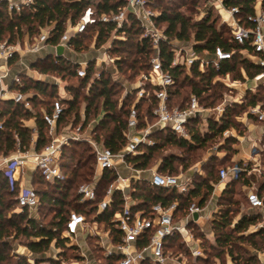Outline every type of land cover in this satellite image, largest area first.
I'll return each instance as SVG.
<instances>
[{
    "label": "trees",
    "instance_id": "16d2710c",
    "mask_svg": "<svg viewBox=\"0 0 264 264\" xmlns=\"http://www.w3.org/2000/svg\"><path fill=\"white\" fill-rule=\"evenodd\" d=\"M148 1L150 7L158 11V16L155 18L156 24L162 26L164 30L165 38L160 42V58L164 71H168L174 80V84L168 89L171 107L186 108L192 95L198 99L200 105L202 103L204 107H214L217 101L223 98L224 85L217 79L218 77L228 75L232 80L244 81L243 70L247 77L252 79L264 69L263 66L242 57L239 50L243 46L234 41L229 25L226 26L225 22L218 25L219 16L214 12L213 7H206L201 17H194L176 8L179 0H173V3H167L158 8L150 0ZM180 1H182L180 5L191 4L194 8L199 4V0ZM258 1L226 0L225 5L239 7L238 16L242 18V23L251 26L247 16L254 14ZM261 1L264 4V0ZM88 6L93 7L99 17L101 14L118 12L125 6V1L34 0L17 13L9 11L6 0H0V38L16 41L26 36L34 40L41 30L48 26L50 36L46 43L58 46L68 24H75ZM89 30L96 31L93 40L95 48H101L112 38L107 53L114 59L113 64L117 70H123L124 66L135 70V74L151 70L150 60L154 51L152 43L143 35L144 29L134 16L130 15L120 28L113 21L98 20L86 31L72 36L69 46L74 51L81 52L88 47L85 39L89 37L87 35ZM113 32L115 37L112 36ZM176 40L191 45L199 54L205 52L212 54L218 46L226 51L235 50V53L231 59L222 61L218 69L209 62L201 70L200 62L196 61L188 70L184 65H171L177 48L174 46ZM16 57L10 61L11 64ZM91 65L90 61L84 77L77 74L80 64L63 55L39 58L32 63L31 67L43 74L54 72L61 79L67 76L77 79L76 85L65 86L70 92V98L65 101L66 106L63 105V112L57 122L58 133H61V130L68 125L76 126L80 121L83 123V129L91 121H96L92 130L93 137L102 142L105 147L117 152L126 143L127 122L132 106L138 110L139 128L145 127L147 121H155L153 108L157 100L154 91L158 87L148 84L147 87L151 88L150 94L135 103L132 102L133 91L129 90L119 102L117 87L120 84L112 80L110 76H105L104 72L99 76L92 75L94 68ZM21 79L22 85L16 88L31 94L32 109L24 108L13 100H0L2 105L0 121L3 123V128H0V154L8 155L15 151L17 138L21 150L33 147L37 151L52 138L43 114L52 111L53 101L58 97V85L48 81L34 80L25 74H21ZM186 81H188V91L182 92L181 88ZM82 90L85 92L83 93ZM247 93L241 103L228 104L219 120L208 119L204 130L199 127L201 119L192 118L187 124L190 139L180 137L167 128L156 129L152 132L154 144L142 146L140 154L129 155L126 161L136 169L146 170L152 167L155 158H159L158 172L184 173L196 160L194 151L210 146L211 142L217 141L218 138H223L221 148L229 156L230 152L234 151L233 144L237 142V139L234 136H224L223 132L227 129H236L241 132L238 130V114L243 113L249 105L264 102V94L261 95L260 91ZM43 96L52 97V100L47 102L42 98ZM80 97L85 102L84 118L79 111ZM37 105L40 108H36ZM30 119L36 122V140L33 139L34 130L25 123ZM169 147L182 149L188 155H176L170 151ZM94 160L92 148L86 141L70 140L64 146L60 159V166L65 175L64 180L48 182L36 171L33 187L40 200L37 216L30 215L26 209L20 212L14 211L18 183L11 185L8 178L0 173V264H40L44 261H50V264H62L65 260L79 257L77 249L67 246L65 243L67 238L62 237L68 214L71 210L83 212L88 217L95 213L96 203L103 199L106 189L117 178L115 170H105L97 179L96 200L85 204L79 203L77 193L79 185L96 179ZM221 166L223 165L215 167L211 164L205 176L200 178L191 176L192 186L187 194L179 193L174 188H156L145 180H132L133 197L137 202L135 208L148 211L154 203L161 202L168 205L176 201L175 220H180L186 215L188 206L195 199H198L200 206L203 207L211 198L214 185L219 180L218 171ZM238 182L243 186H252L256 178L254 174L242 172L238 178L228 181L218 199L219 208H222L218 210L217 217L211 222L215 242L230 255L234 264H260L256 254L241 246L246 243L255 249H264V245L257 240L264 242V227L257 232L246 233L251 225L258 223L260 218L258 212L244 213L235 220L238 208L233 205L239 203V200H234L232 194L235 191L234 185ZM256 184L259 194L264 196V179L258 180ZM113 196V203L96 218L99 223H105L107 228H111L113 239L117 242L120 240V231L112 219L122 210L124 198L120 191H115ZM191 226H194V223L191 222ZM195 236L205 238L201 230H197ZM178 238V235L167 238L165 251L188 252ZM10 239L19 240L29 252L36 255L34 263H31L25 254L12 253ZM53 243L61 248L58 257L44 258L43 255L49 251ZM91 243L93 252L100 253L99 258L102 259V264H119V255L107 256L99 244Z\"/></svg>",
    "mask_w": 264,
    "mask_h": 264
},
{
    "label": "built area",
    "instance_id": "2783aa9c",
    "mask_svg": "<svg viewBox=\"0 0 264 264\" xmlns=\"http://www.w3.org/2000/svg\"><path fill=\"white\" fill-rule=\"evenodd\" d=\"M8 9L10 11L21 12L24 6L31 4L34 0L14 1L8 0ZM125 6L118 12L110 14H101L99 17L93 7L88 6L75 24L69 23L66 30L60 38L59 45L64 48H70L69 41L72 36L82 33L87 30L90 25L95 24L98 20L113 21L120 28L128 20L129 16H134L144 29L143 35L150 39L153 48L151 57V72L149 82L150 85L158 87L155 90L156 105L153 108L154 122H148L145 127L139 128V114L135 106H132L129 111L127 122L126 143L117 152L105 147L102 142L97 141L93 137L92 123L83 129V123L80 121L76 126H71L72 132L68 135H60L57 132V122L63 112L62 96H58L52 104L50 113L44 112L43 118L46 125L49 127L51 140L39 151L30 147L26 150L20 149V142L16 140V150L8 155L0 154V173L8 178L11 185L18 183L16 195V207L14 211L20 212L28 210L30 215L36 214L40 200L39 195L33 186H25L20 183L21 169L28 162H33L36 170L42 178L48 182L56 180H64L65 175L60 166V159L63 154L64 146L70 140L86 141L92 148L94 154V169L95 177L93 181L84 182L79 185L77 193L79 203H89L97 198L96 187L97 179L105 170H115L117 178L113 181L105 191L104 197L96 203V211L88 217L83 212L71 210L68 214L66 229L62 232V237L67 238L65 243L67 246L81 248L82 232L88 235L89 232L99 236L98 244L104 250L105 255L117 254L120 256L119 264H167L170 255L165 251L167 238L173 235H178L183 241L186 240L187 226L194 222V214H199L201 206L199 201L195 199L187 208L184 217L185 222L180 223L175 220V210L177 202L174 201L168 205L161 202L154 203L149 210L135 208L137 205L133 197L132 180H143L141 175L142 170L134 168L126 161L129 155H138L142 152L141 147L144 145H152L155 140L152 137V132L155 129H170L180 137L190 139V134L187 129V124L192 118L199 117L200 119H220L224 110L225 102L214 110H207L201 106L198 99L192 95L189 105L186 108L171 107L169 103V87L174 84L172 75L168 71H164L160 58V42L165 38L164 30L158 28L155 18L158 16V11L153 10L148 0H124ZM226 0H209L210 5L216 7L219 11L224 10L228 13L227 23L232 29V36L235 42L242 45L239 50L242 57L250 58L251 61L264 67V4L261 0L255 5L254 14L247 16V21H250L251 26H246L242 23V18L238 16L239 7L225 5ZM204 12L199 16L201 17ZM50 36V27H45L41 33L34 38L33 43L26 47V51L39 52L46 40ZM115 37V36H113ZM58 45V46H59ZM58 46H55L56 48ZM24 48L21 47L19 39L9 41V38H0V100H13L19 103L24 108L32 109L31 94L25 93L17 86L22 85V79L19 74L10 76V61L21 53ZM235 50L226 51L222 47L215 48L211 57H205L204 54L196 52L191 45L182 43L181 47H177L172 60V66L184 65L189 70L196 62H200V69L203 70L209 62L218 69L221 62L231 59ZM105 56L101 62H114V59L104 50ZM89 61L80 62V67L77 74L84 77L87 72ZM226 77H229L228 75ZM217 79L223 80L224 77ZM256 79L264 81V69L256 75ZM239 84V83H238ZM149 93H145L144 87L137 92V101ZM248 113L254 116L259 122L264 123V109L260 104L250 106ZM0 128H3V123L0 121ZM224 136H234L230 129L223 132ZM241 156L234 159L231 163L223 165L218 171V184H225L232 179L238 178L242 172L251 174L255 171V164L258 163L257 156L260 155V142L251 140L246 146H238ZM217 155H220L219 151ZM221 156V155H220ZM135 172L132 177L125 176L120 173V167ZM199 171V169H198ZM201 172V170H200ZM203 172V171H202ZM149 185L156 188H174L179 193L187 194L192 186V180L180 174H162L157 170L152 169L149 176L144 179ZM245 193L249 206L254 210L264 209V196L260 195L257 188L254 186H245ZM115 191H120L123 194L124 204L122 210L117 212L112 219L116 228L120 231V240L114 241L111 234V228L105 227V234L99 232L97 216L103 213L107 207L113 203V195ZM218 212V209H217ZM94 226V227H93ZM192 234V233H191ZM96 236V237H98ZM86 237V236H84ZM105 237L110 238L107 245ZM55 246V244H52ZM59 249V247H57ZM192 254L198 256L202 254L201 248L192 249ZM57 254L49 258H57ZM81 257L86 258V254L80 252L78 258L65 260L62 264H84L81 262ZM31 262L32 260L29 259ZM40 264H50V261H44Z\"/></svg>",
    "mask_w": 264,
    "mask_h": 264
},
{
    "label": "rangeland",
    "instance_id": "374dc122",
    "mask_svg": "<svg viewBox=\"0 0 264 264\" xmlns=\"http://www.w3.org/2000/svg\"><path fill=\"white\" fill-rule=\"evenodd\" d=\"M6 1L9 4V1L8 0H6ZM14 1H21V0H14ZM150 1L157 8L160 6H164L167 3H173V0H150ZM181 2L182 1L179 0V2L176 5V8L179 10H182L183 12L191 14L194 17H199L205 11L206 7L211 6L209 0H199V4L195 8L193 6H191V4L180 5ZM211 7H213L214 12L216 14H218V16H219L218 25L222 22H225L222 15L219 12V10L214 6H211ZM225 24H227V23L225 22ZM226 26H228V24ZM158 28H160L161 30L163 29V27L159 26V25H158ZM95 34H96L95 30H89L87 32V35L89 37H87L85 39L86 40L85 42H86V44H88V47L86 49L82 50L81 52L73 51V52L69 53V55H68L69 58H72L73 61H78V60L83 61V62H85V61L90 62L91 61L92 62L91 66L94 68L92 75L99 76L104 72L105 76H110L112 78V80H115L117 83H119L120 85H118V87H117L119 90V93L117 95V97L119 98V102L122 101V99L124 98V96L127 94V92L129 90L133 91V98H132L133 103L137 102V98H136L137 92L141 88L144 87L145 93L150 94L151 88L147 87V85L150 84L149 78H150L151 70H144V71H140L138 74H135V70L127 69L126 66H124L123 70H117L115 68L113 62H109L107 64H106V62H101V60L105 57L103 55L104 49H103V46L101 48H95L94 41H93ZM112 36H115L114 32H113ZM33 41H34L33 39H29L26 36L19 39V43H20L21 47L24 48L25 51H26V47L30 46L33 43ZM181 45H182V42H179L177 40L174 41V46L179 48V47H181ZM34 58L35 57H32V56H30L24 52V53H22V55H18L16 57L15 61L12 64V67L14 68V70H28L29 69L28 66H30L29 65L30 62L31 61L35 62L37 60V59L35 60ZM34 70H36V69H34ZM45 78L48 82H51L53 84L58 85L57 94H58V96H62V104L64 106H66L65 101L70 96V92L67 91L65 86L70 85V84L76 85L77 79L74 77H68V76L61 79L60 76H58L54 72H50V73L45 74ZM221 82L224 85L223 98L217 101L216 106L211 107V108L205 107L207 110H214V108L220 106L226 100L230 101V100H232V98H239L242 95H244L243 94L244 88L242 87L241 84H238L241 88L240 90H238V89H234V87L231 86L229 79H226L225 81H221ZM187 85H188V81H186L184 83V86L181 88L182 92L188 91ZM258 87H259V89H257L256 92L260 91V94L263 95L264 94V85H260ZM82 92L84 93L85 91L82 90ZM42 98L47 102H50L52 100V97H49V96H43ZM84 105H85V102L80 97V107H79L80 114H82ZM1 106L2 105L0 104V108H1ZM201 106H203L202 103H201ZM36 108H40L39 105H37ZM243 117H244V113L240 112L238 114V117H237V122H238V130H240L243 134H245L249 131V128L246 127L244 123H242V120L244 119ZM206 126H207L206 120L201 119V122L199 125L201 130H204L206 128ZM63 131H64V129L61 130V133ZM229 136H231V135H229ZM259 138L261 141L258 140L257 142H260V148H261L260 149V155H256L258 163L256 162V164L254 165L256 168L255 171L251 172V174H254L255 178H256V182H254V186H257L256 183L258 180L264 179V134H262ZM222 142H223V138H218L217 141L211 142L210 146H208L204 149H199L197 151H194V154L196 155V160H194V163L184 173L180 172L178 170L179 171L178 174H180V173L189 174L190 176H193L194 178H197V177L200 178L202 176H205L206 170L209 169V166L211 164H214L215 167L228 164V162H227L228 158L220 157V155H217L218 151L223 150L221 148ZM239 145H240V141L237 139V142L235 144H233L234 151L230 152L228 157L231 158L233 156V153L236 155L235 158H238L239 156H241V153L244 154L243 152L240 151V149L238 147ZM169 148H170V151H173L176 155H184V156L188 155L187 152H184L182 149H179L177 147H169ZM192 155H193V153H192ZM244 156H245V154H244ZM230 161H232V160H230ZM159 162H160V159L155 158L152 165H151L152 166L151 168L158 165ZM198 169H199V171H198ZM200 170H201V172H200ZM234 190L235 191L232 194L233 199L237 200V201L239 200V203H236L233 205V207L238 208V211H237L236 216H235V220H237L240 215H242L244 213H251L252 210L249 207V204H248V201L246 198V194L243 190V185L238 182L237 184L234 185ZM221 208H219V209H221ZM215 214H217V213H215ZM191 227H192L194 236H195V233L197 232V230H201V227L198 224H194V226H191ZM262 227H264V214L260 213V218L258 220V223L250 226V232L251 233L257 232ZM257 240H259L261 245H264V242L262 240H260V239H257ZM202 242L204 243V246L201 248L202 254H200L198 256H194L192 253H190V251L185 252V250H183V251H181L182 253H185L183 256H180V254L177 255V258H179V260H181L180 264H215V259L213 257L214 255H220L221 257H219V260H220L221 264H224V255L223 254L225 253V251L220 249V247L215 248L214 246H211L210 241L206 238L202 239ZM19 244H21V242L19 240L10 239V246H11V252L12 253L16 254V250H17V247ZM241 246H243L245 249H248L253 254L257 255V253H258L257 252L258 250L254 249L253 247H251L250 245H248L246 243H243ZM172 252H173V254L177 253L175 251H172ZM259 252H261V254H263V256H264V249H260ZM91 256H92V258H90V259L92 261H94V260L96 261V259L97 260L99 259V260H101V263H103L102 259L99 258L100 253L98 254V252L95 251V252L91 253ZM257 257H258L260 264H264V257H263V259L259 258L258 255H257ZM176 261H178V260H174V261L170 260V262H173L172 264H178V263H175Z\"/></svg>",
    "mask_w": 264,
    "mask_h": 264
},
{
    "label": "crops",
    "instance_id": "0c3cea01",
    "mask_svg": "<svg viewBox=\"0 0 264 264\" xmlns=\"http://www.w3.org/2000/svg\"><path fill=\"white\" fill-rule=\"evenodd\" d=\"M219 12L222 15L224 21L227 23L226 19L228 18V13L226 11H224V10H221ZM111 43H112V38L109 39L103 45V49L104 50L108 49L110 47ZM73 51L74 50L71 47L70 48H64L63 56H65L68 59L72 60V58H69L68 55H69V53H71ZM24 52L27 53L28 55L32 56V57H35L34 58L35 60L39 59V58L46 57L48 55H53V56L54 55L55 56L58 55L57 48L55 46H52V45L47 44V43L44 45V47L39 52H29V51L22 50L19 55H22V53H24ZM203 54H204L205 57H208L209 59L211 58L209 56V53L205 52ZM244 58H247V57H244ZM247 59L251 61L250 58H247ZM76 62L80 63V62H83V61L78 60ZM32 63H34V61L30 62V64H29L30 66H28V68H29L28 70H14V68L12 67V64H11L10 65V76L15 75V74H19L21 76V74H25V75L33 78L34 80L47 81L46 78H45V74L40 73L39 71H36V70H34L31 67ZM243 75L245 77L244 81L232 80L230 77H224V79L221 80V81H225L226 79H229V81L231 83V86L234 87V89H238V90L241 89L240 86L238 85V83L241 84L242 87L244 88V92H243L244 95H246L247 92L256 93L257 89H259L258 86L264 85V81L263 80H258V79H256V77H254L252 79L247 77V75H246L244 70H243ZM244 95H242L239 98H232V100H230V101L226 100L225 101V107L228 104L241 103L243 101ZM68 98H70V96ZM257 104H260L262 106V108L264 109V102H259ZM250 106H253V105H249L247 107V109L243 112L244 113V117H243L244 119L242 120V123H244L245 126L249 128V131L247 133L243 134L242 132H239L236 129H231V132L234 134V137L240 141V145L241 146H243V145L246 146L247 143L249 141H251V140H255L256 142L258 140L261 141L259 137L262 134H264V123L259 122L254 116H252V115H250L248 113V109H249ZM84 107H85V105H84ZM84 107H83V111H82V117L83 118H84V114H83L84 113ZM25 123L28 126H31V128L34 130L33 139L36 140L37 133H36V128H35L36 127L35 120L34 119H30V120L26 121ZM91 123H92V127L94 128V125H95L96 121H91ZM71 132H72V128L70 127V125H68L66 128H64V131L62 133H60V135H68V134H71ZM219 153L221 155L220 157L228 158L227 159L228 160L227 161L228 164L231 163L234 159H236L235 158L236 155L234 153H233V156L231 158L228 157L227 152L224 149L222 151H219ZM230 160H232V161H230ZM157 168H158V165H156L155 167L150 168V169L142 170L140 176L142 177V179L143 178L146 179L149 176L151 170L152 169L157 170ZM36 171L37 170H36V167H35L34 163L33 162H28L27 165L24 166L21 169V172H20L21 173L20 174V183L22 185H25V186L26 185L27 186L28 185L29 186H33V184H34V175H35ZM119 171H120L121 174H124L125 176H129V177H132V175L135 174V172L126 169L124 166H121ZM184 175L188 176L192 180V178H191V176L189 174H184ZM226 185H227V183H226ZM226 185L224 183L223 184H218V182L214 185V191H213V194H212L211 198L206 202V204L203 207H201L202 209H201L200 213L198 214V217L196 219H193L194 220L193 223L194 224H198L201 227V231L204 233L205 238L208 239L210 241V243H211V246H214L215 248L216 247L219 248V247L217 246V244L215 242L214 231H213V229L211 227V222L217 217V214H218L217 213V209L219 210L218 199H219L220 195L222 194V192H223V190H224ZM243 190L245 192V190H246L245 186H243ZM250 209L252 210L251 213L258 212V213H263L264 214V209L263 210H254L251 207H250ZM215 213H217V214H215ZM33 216H37V212H36V214H33ZM184 217L179 220L180 223H184L185 222ZM104 226H105V224H100V225L98 224L99 232L102 233L103 235L105 234L104 229L106 227V226L105 227ZM186 229H187L186 240L183 241L180 237L178 238L179 241H181L183 243L184 248H186L188 251H190V253H192V249H194V248H198V247L202 248L204 246V243L202 242V238L194 236L192 227L187 226ZM84 233L85 232H82V240L83 241H82L81 248H79V249L76 248L77 252H79L78 254H80V252H83V253L86 254V258L85 259L83 257H81V262L84 263V264H102L99 259L98 260L96 259V261L95 260L92 261L90 259V258H92L91 253L93 252V249L91 247V245H92L91 242H94V243L98 244L99 236L98 235H94L93 233H90V232H89L88 235H84ZM246 233H250V228L247 230ZM84 236H86V237H84ZM96 236H98V237H96ZM109 242H110V238L109 237H105V243L108 245ZM256 250H258L257 251L258 252L257 255L259 256V258L263 259V257H264L263 254H261V252H259V249H256ZM60 251H61L60 247H59V249H57L56 246L52 245L51 248L49 249V251L46 252L43 255V257L44 258H49L52 255H55L57 253L59 254ZM166 252L170 255L169 259L167 260V264H172L173 263V262H170V260H172V261L178 260L175 263L180 264L181 260H179V258H177V255L180 254V256H183L185 254V253H182V252L173 254L172 250H168ZM16 253L27 255L28 259L32 260L31 263H34V257L36 255H34L31 252H29L25 245L19 244L18 247H17ZM223 255H224V264H234L232 258L230 257V255L227 252H225ZM57 257H58V255H57ZM213 257L215 259V264H221V262L219 260V257H221L220 255H214Z\"/></svg>",
    "mask_w": 264,
    "mask_h": 264
},
{
    "label": "water",
    "instance_id": "95a60500",
    "mask_svg": "<svg viewBox=\"0 0 264 264\" xmlns=\"http://www.w3.org/2000/svg\"><path fill=\"white\" fill-rule=\"evenodd\" d=\"M63 50H64V46L63 45H59L57 47V52H58V55H63ZM198 217V214L195 213L194 214V219H196Z\"/></svg>",
    "mask_w": 264,
    "mask_h": 264
}]
</instances>
